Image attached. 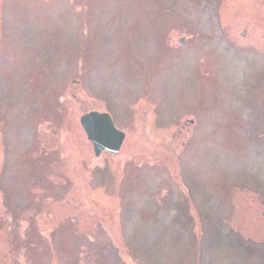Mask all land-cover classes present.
<instances>
[{
	"label": "rangeland",
	"instance_id": "obj_1",
	"mask_svg": "<svg viewBox=\"0 0 264 264\" xmlns=\"http://www.w3.org/2000/svg\"><path fill=\"white\" fill-rule=\"evenodd\" d=\"M0 173V264H264V0H0Z\"/></svg>",
	"mask_w": 264,
	"mask_h": 264
},
{
	"label": "water",
	"instance_id": "obj_2",
	"mask_svg": "<svg viewBox=\"0 0 264 264\" xmlns=\"http://www.w3.org/2000/svg\"><path fill=\"white\" fill-rule=\"evenodd\" d=\"M81 123L94 144L95 155L103 151L118 153L126 134L119 129L109 112L90 111L81 116Z\"/></svg>",
	"mask_w": 264,
	"mask_h": 264
},
{
	"label": "flooded vegetation",
	"instance_id": "obj_3",
	"mask_svg": "<svg viewBox=\"0 0 264 264\" xmlns=\"http://www.w3.org/2000/svg\"><path fill=\"white\" fill-rule=\"evenodd\" d=\"M62 96L63 95H60V94L57 95L56 97H50V96L48 97V96L44 95L43 97H41V100L39 102L37 100L36 106H37V108L39 109L40 112L46 111L48 113H52L53 118L59 119L61 122L62 121L64 122L65 121V118H64V114H65V105H64L65 104V99ZM56 100L58 102L55 104V101ZM94 110H100V109L97 108V109H94ZM100 111H106V110H100ZM119 118H120V116H119ZM113 119H114V117H113ZM120 120H121V118H120ZM48 122L50 123V125H49ZM114 122H115V120H114ZM115 124H116V122H115ZM53 127L55 129L56 126H54L53 123H52V121L48 119V120H46V126H43L42 127L43 129H40L39 127H37L38 128V131L36 130V133L37 134H40L39 137L44 138V136H45V139H46V136H47V133H48L47 130L50 131ZM39 137L37 136L36 141H38V144L39 145H43L45 142L44 141H41L39 139ZM32 146H36V145H32ZM38 152H39V150H38ZM40 152H43V150L40 151ZM47 152H49V149L47 150ZM56 163L59 164V161H56ZM57 174L58 175H61V172H58ZM1 175H3V174L0 173V177H1ZM39 200H41V199H39Z\"/></svg>",
	"mask_w": 264,
	"mask_h": 264
}]
</instances>
